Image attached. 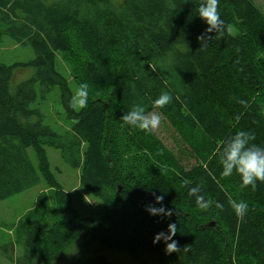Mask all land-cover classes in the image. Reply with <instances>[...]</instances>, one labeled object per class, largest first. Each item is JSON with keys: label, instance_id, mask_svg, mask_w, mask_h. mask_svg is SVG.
Masks as SVG:
<instances>
[{"label": "trees", "instance_id": "trees-1", "mask_svg": "<svg viewBox=\"0 0 264 264\" xmlns=\"http://www.w3.org/2000/svg\"><path fill=\"white\" fill-rule=\"evenodd\" d=\"M197 6L198 0H0V44L8 38L34 53L26 64L0 62V203L41 179L53 201L49 207L38 196L15 224L14 242L0 249L9 264H50L76 243L125 253L136 264H264V183L241 188L237 173L221 175L220 145L186 143L207 176L200 194L249 205L242 219L263 244L254 248L244 240V249L234 252L215 209L205 218L194 210V196L176 179L169 152L152 137L143 146V131L121 126L133 105L152 111V102L168 91L172 103L156 111L172 129L195 134L204 121L224 122L235 126L234 135L251 133V143L264 148V118H256L255 105L264 88V15L253 0H219L232 32L199 51L197 37L208 25ZM57 54L75 66L71 81L59 72ZM27 67L33 75L12 85L14 71ZM71 83L89 85L87 107L77 112L69 106ZM51 97L62 108L53 114L57 120ZM46 149L80 171L79 187L101 204L98 216L77 213L50 171ZM153 193L164 196L163 205L155 204ZM152 204L177 214L152 216L146 211ZM170 223L177 225L173 239L181 251L169 255L163 240H153ZM185 245L191 250L183 252ZM71 264L118 263L95 253Z\"/></svg>", "mask_w": 264, "mask_h": 264}, {"label": "rangeland", "instance_id": "rangeland-1", "mask_svg": "<svg viewBox=\"0 0 264 264\" xmlns=\"http://www.w3.org/2000/svg\"><path fill=\"white\" fill-rule=\"evenodd\" d=\"M46 3L52 0H44ZM257 7L264 15V0H253ZM34 59V53L29 46L21 47L16 45L13 41L5 38L0 44V62L11 66L13 64H26ZM259 59L264 63V52L260 55ZM57 68L59 72L68 80L71 81L72 75L75 71L74 65H67L61 61L60 55L57 54ZM34 73V68H18L14 71L12 85L18 84L19 82L29 79ZM72 95L77 89L73 83H71ZM56 97H51L49 102V110L52 113V120H57L53 115L55 112H62L61 106L55 103ZM255 105L259 109V113L256 118H264V88L261 89L259 96H256ZM79 111V110H78ZM77 112V111H76ZM59 117V115H58ZM59 126L61 125L60 120H58ZM235 126L228 123H208L204 121L199 125L198 131L195 134H188L182 131H176L172 129L162 118L161 125L159 129L153 133L142 132L139 139L143 146L149 147L151 144V137L156 138L160 144L169 152L170 160H172L173 165L178 169L175 173L176 179L184 184V181H189L190 183L185 186V188L193 187L199 185L200 187L206 183V174L202 169V162L197 159L190 149L186 145L198 144L202 147L205 146L207 149L212 148V142L214 141L215 147L220 145L223 147L224 143L234 136ZM49 168L50 171L55 175L58 183L62 188L71 194L72 206L75 208L77 213L81 217L89 218L95 217L100 214L101 204L96 199L89 196L84 190L79 187V170H73L68 167L61 159L58 151L52 149H46ZM28 156L37 168L36 159L34 153L31 149L28 150ZM217 191V190H216ZM205 199H211L213 201H218L223 204V209H216L215 205L207 210L202 211L196 205V198L192 197V204L194 210L202 215L204 218L211 209H215L217 213V219L221 226L228 231L229 238L228 243L231 250L234 252H241L244 247V240L249 242L251 247L260 248L263 244L260 239L257 238L254 229L242 218L238 217L232 207L229 205L228 201L218 195H204ZM38 196H42L49 207H51L52 192L47 188L44 181L41 179L39 185L27 192L16 195L3 203H0V249L5 245H10L14 242L15 237L13 229L15 224L24 218V216L32 209L36 207V200ZM227 202V203H226ZM214 223V221H204V225H209ZM15 256L21 254V250L16 248ZM105 254V256L113 262L118 264H136L126 255L125 253H114L107 252L102 249L95 247L83 246L80 243H76L74 247L64 250L58 259L50 264H71L77 260H84L93 254ZM0 264H9L0 253Z\"/></svg>", "mask_w": 264, "mask_h": 264}, {"label": "clouds", "instance_id": "clouds-1", "mask_svg": "<svg viewBox=\"0 0 264 264\" xmlns=\"http://www.w3.org/2000/svg\"><path fill=\"white\" fill-rule=\"evenodd\" d=\"M196 15L202 19L208 27L205 32L197 37V40L201 44L199 51H204L208 47V43L213 40L223 39L225 34H230L232 28L230 25H226L225 21L221 18L219 12V0H198V6L195 8ZM214 35H211L213 34ZM88 87L87 83H81L74 91L70 107L74 111H78L87 107L88 99ZM178 100L179 97H176ZM173 96L168 91H162L161 94L152 102V111H146L145 107L136 104L133 105L129 111L125 112L121 117L122 127H131L133 129H139L147 133H153L157 131L162 122V114L156 111L162 109L165 106L171 104ZM246 105V102L241 101ZM255 140V136L247 131H238L234 136L228 139L222 149L219 150V161L222 165L221 175L223 177H230L234 172L241 178V188H247L251 186L255 189L257 182L264 183V148L258 147L251 143ZM190 182L184 181L185 186ZM201 193V187L199 185L190 187L189 196L196 198V205L202 211L209 210L213 204L216 209L222 210L223 204L211 199H205ZM155 204L163 205L164 196L156 195L153 193ZM155 204L149 205L146 208L152 216H166L172 217L177 214L172 209H166L165 207H156ZM229 204L238 217H243L249 208L247 202L243 200L229 199ZM176 223H170L167 232L158 233L154 240V244H158L161 240L166 245V254H172L174 252L179 253L181 248L178 241H175L177 233ZM191 250V245H185L183 252Z\"/></svg>", "mask_w": 264, "mask_h": 264}, {"label": "water", "instance_id": "water-1", "mask_svg": "<svg viewBox=\"0 0 264 264\" xmlns=\"http://www.w3.org/2000/svg\"><path fill=\"white\" fill-rule=\"evenodd\" d=\"M213 226H214V223L209 224V227H213Z\"/></svg>", "mask_w": 264, "mask_h": 264}, {"label": "crops", "instance_id": "crops-1", "mask_svg": "<svg viewBox=\"0 0 264 264\" xmlns=\"http://www.w3.org/2000/svg\"><path fill=\"white\" fill-rule=\"evenodd\" d=\"M5 202V201H4ZM1 203H3V202H1Z\"/></svg>", "mask_w": 264, "mask_h": 264}]
</instances>
